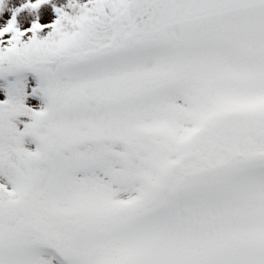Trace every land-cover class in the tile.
Segmentation results:
<instances>
[{
    "label": "snow or ice",
    "instance_id": "6c2138e0",
    "mask_svg": "<svg viewBox=\"0 0 264 264\" xmlns=\"http://www.w3.org/2000/svg\"><path fill=\"white\" fill-rule=\"evenodd\" d=\"M51 3L0 26V264H264V0Z\"/></svg>",
    "mask_w": 264,
    "mask_h": 264
},
{
    "label": "rangeland",
    "instance_id": "374dc122",
    "mask_svg": "<svg viewBox=\"0 0 264 264\" xmlns=\"http://www.w3.org/2000/svg\"><path fill=\"white\" fill-rule=\"evenodd\" d=\"M25 2H26V0H9L8 6L3 11V14L0 15V26L4 25L6 23V21L8 20L9 14H13V12L17 8H19L22 4H24ZM33 2H34V0H33ZM80 2L83 3V2H86V0H80ZM66 3H67V0H52L51 4L43 6L44 8H46L48 10V15L46 17H42L40 19V22H42V23L53 22L56 19V13L54 11H52V4H55L57 7H60L62 5H66ZM38 17H40V11L39 10H37L35 13H32V12L30 13L27 9H25L23 12H21L17 15L18 25L21 28V30H23L24 28L29 27L31 25V22L36 20ZM29 35H30V33H29ZM30 74L31 73H25L24 74V78L27 81V84L29 85V88H28L29 92L31 90V87L36 86L35 76L33 74H31L32 75V79H31L30 76H28ZM10 79H11V77H10ZM0 83H3V82L0 81ZM26 104H28L29 106H32L34 104L38 107L40 104H42V100L39 96L29 95L26 99ZM20 119L24 122H27L26 117H21ZM19 127L22 129L23 125L21 124V125H19ZM25 146L30 148V149H34V147H35L34 144H27V143Z\"/></svg>",
    "mask_w": 264,
    "mask_h": 264
},
{
    "label": "clouds",
    "instance_id": "9594fccd",
    "mask_svg": "<svg viewBox=\"0 0 264 264\" xmlns=\"http://www.w3.org/2000/svg\"><path fill=\"white\" fill-rule=\"evenodd\" d=\"M8 3H9V0H0V15L3 14V11L8 6ZM29 12L31 13L30 10H29Z\"/></svg>",
    "mask_w": 264,
    "mask_h": 264
}]
</instances>
